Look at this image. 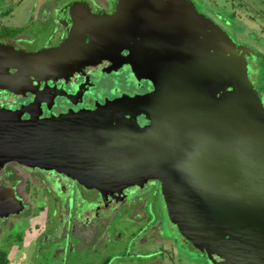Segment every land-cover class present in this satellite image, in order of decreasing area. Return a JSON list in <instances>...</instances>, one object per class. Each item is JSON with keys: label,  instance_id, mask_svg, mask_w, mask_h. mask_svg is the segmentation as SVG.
<instances>
[{"label": "water", "instance_id": "obj_1", "mask_svg": "<svg viewBox=\"0 0 264 264\" xmlns=\"http://www.w3.org/2000/svg\"><path fill=\"white\" fill-rule=\"evenodd\" d=\"M70 9L73 25L59 47L27 54L0 46V76L14 69L47 79L66 63L79 68L70 77L85 78V64L131 51L138 40L154 53L143 79L156 92L148 112L118 121L101 111L24 125L0 117V137L12 138L14 129L6 133L11 125L19 128L23 151L55 173L46 175L55 193L75 184L61 208L66 231L117 208L124 192L154 182L168 227L208 264H264V107L246 75L247 50L199 16L189 0H118L114 13L103 17L83 5ZM204 26L219 35L214 53L194 43ZM141 116L148 125L138 124ZM83 185L121 192L82 199ZM19 210L17 203L10 213Z\"/></svg>", "mask_w": 264, "mask_h": 264}, {"label": "flooded vegetation", "instance_id": "obj_2", "mask_svg": "<svg viewBox=\"0 0 264 264\" xmlns=\"http://www.w3.org/2000/svg\"><path fill=\"white\" fill-rule=\"evenodd\" d=\"M24 1L26 0H16L12 7ZM62 1L64 0L60 2L35 0L34 8L25 18L26 23L0 28V46L27 54L57 48L67 40L71 31L73 16L70 8L72 6L83 5L92 16L103 17L111 16L118 4V0ZM189 1L199 16L225 33L237 48L242 47L247 50L246 75L264 107V0ZM38 2L44 3L39 6ZM11 13L12 11L5 13V18L10 17ZM35 18L37 23L34 25ZM30 29H32L31 33H29ZM218 38L219 35L214 29L204 26L194 43L200 49L211 48V53H214L219 45L216 41ZM86 41L88 42V39ZM131 44L137 47L131 51L123 50L111 54L110 60L96 66L85 64V78H79L77 74L70 77V73L76 72L79 68L69 67L66 63L58 76L47 79L36 75L25 76L14 69L8 70L0 76V117H9L15 122H22L20 125H24L28 122H43L51 118L83 112L101 111L115 121L148 112L150 108V104L147 105L148 99L155 95L156 90L143 77L150 70L149 63L152 60L150 58L154 56V53L151 50L145 51L146 45L138 40L131 41ZM154 44L155 42L151 43V45ZM101 86L102 89H100ZM104 89L108 91H102ZM228 91L231 89H225L211 99L214 100ZM137 122L141 127L149 124L143 116L137 117ZM11 129H14L12 138L0 137V247L5 241L6 253L14 252L15 257L21 254L24 257L23 253L30 252L37 256L41 251L38 242L43 238L39 239V236L43 235V215H41L43 210L38 207L39 201L27 202L23 198L29 185L26 178H29L31 184L38 190L46 189L52 194L56 190L46 177L51 172L46 171L42 163L23 151L20 145L23 139L16 138L19 128L11 125L6 133ZM59 175L61 178L66 177ZM153 183L148 182L144 189L152 187ZM72 186L75 189L65 184L58 189L63 192L69 189L66 192L69 198L76 192L75 184ZM134 189L137 188L130 190ZM57 202L60 203V201ZM17 203H20V210L11 214L10 212L16 209ZM115 209L100 211V215L108 216L109 212ZM98 218L96 216L87 223L74 224L69 231H65L64 238L67 236L70 242L68 245L71 247V242L78 239L81 242L83 238H86V243L88 238L92 237L96 241L107 238L109 228L102 224L106 218L101 220L100 225L97 224ZM95 227L97 232L93 235ZM26 232L28 237L32 238L30 241L26 237ZM52 233L54 236L47 238L56 245L62 238V234L57 237L55 231ZM82 234L84 237L81 236ZM63 244L65 252V241ZM0 252L5 251L0 250Z\"/></svg>", "mask_w": 264, "mask_h": 264}, {"label": "rangeland", "instance_id": "obj_3", "mask_svg": "<svg viewBox=\"0 0 264 264\" xmlns=\"http://www.w3.org/2000/svg\"><path fill=\"white\" fill-rule=\"evenodd\" d=\"M34 1L26 0L12 7L16 0H0V28L26 23L25 18L34 8ZM44 2H38V5L41 6ZM9 11H12L10 17L5 18V13ZM36 19L34 25L37 23ZM31 32L32 29L29 30V33ZM26 179L29 185L23 198L27 202L39 201L38 207L43 210L41 215L47 214L46 221H48L43 226L44 236L38 242L41 250L39 256L26 252L23 253L24 257L14 258L15 261L10 264H208L204 255L196 251L192 244L182 243V238L176 236L174 228L168 227L163 195L157 183L145 189L124 192L121 196L124 201H119L116 210L109 212L108 216L100 215L99 212L97 224L100 225L101 220L106 218L102 224L109 228L107 238L96 241L92 237L88 238L87 243L86 240L80 242L78 239L71 242V247L68 245L70 244L68 240L64 252V234L69 225L65 224L63 209H60L61 206L64 207L66 202L64 198H67V195L57 193L56 198L55 193L52 194L46 189L38 190L31 184L29 178ZM118 191L121 192L115 189H90L83 185L80 198L100 199L115 195ZM57 201H60L61 205ZM101 211L103 212V209ZM94 229L93 235L97 232L96 227ZM53 231L56 234L62 233V238L56 245L55 242H45L47 237L52 236ZM6 248L7 244L4 242L0 250L6 252ZM7 254L6 264L15 253L7 252Z\"/></svg>", "mask_w": 264, "mask_h": 264}, {"label": "crops", "instance_id": "obj_4", "mask_svg": "<svg viewBox=\"0 0 264 264\" xmlns=\"http://www.w3.org/2000/svg\"><path fill=\"white\" fill-rule=\"evenodd\" d=\"M46 215H47V214H46ZM46 215L43 214V226H44L45 223H46ZM43 226H42V227H43ZM153 230H154V229H153ZM153 230H152V232H153ZM42 233H43V235L39 236V239L42 238V237L44 236V228L42 229ZM26 234H27V232H26ZM25 236H26V235H25ZM28 236H29V235L27 234L26 237H27V239L30 241L32 238H31V237H28ZM82 237H84V236L82 235ZM9 238H10V237H9ZM85 239H86V238H83L82 241H84ZM49 240H50V238H46V239H45V242H48ZM82 241H81V242H82ZM4 242H5V241H4ZM4 254L6 255V258L8 259V257H7L8 254H7L6 252H4ZM55 255H57V253H55ZM19 256H21V258L23 257L22 254L19 255ZM19 256H18V257H19ZM14 258L16 259L17 257H15V256H11V257L9 258V260L7 261V264H10L11 262H14V261H15ZM21 258H20V259H21ZM8 262H9V263H8Z\"/></svg>", "mask_w": 264, "mask_h": 264}, {"label": "trees", "instance_id": "obj_5", "mask_svg": "<svg viewBox=\"0 0 264 264\" xmlns=\"http://www.w3.org/2000/svg\"><path fill=\"white\" fill-rule=\"evenodd\" d=\"M0 264H6V255L0 252Z\"/></svg>", "mask_w": 264, "mask_h": 264}]
</instances>
